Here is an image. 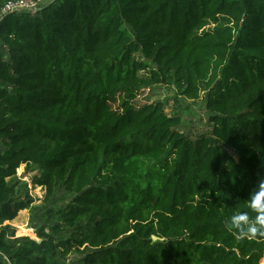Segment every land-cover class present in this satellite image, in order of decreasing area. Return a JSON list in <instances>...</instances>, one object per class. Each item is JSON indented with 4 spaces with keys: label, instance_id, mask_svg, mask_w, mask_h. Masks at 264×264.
<instances>
[{
    "label": "trees",
    "instance_id": "obj_1",
    "mask_svg": "<svg viewBox=\"0 0 264 264\" xmlns=\"http://www.w3.org/2000/svg\"><path fill=\"white\" fill-rule=\"evenodd\" d=\"M160 84L202 99L211 131L136 108ZM22 164L47 188L40 242L7 223L32 201ZM262 177L264 0H40L0 19V264H264V236L224 227Z\"/></svg>",
    "mask_w": 264,
    "mask_h": 264
},
{
    "label": "rangeland",
    "instance_id": "obj_2",
    "mask_svg": "<svg viewBox=\"0 0 264 264\" xmlns=\"http://www.w3.org/2000/svg\"><path fill=\"white\" fill-rule=\"evenodd\" d=\"M41 1L47 2L48 0ZM226 23H229L226 19H222L220 23L210 22L206 26V30ZM3 53L5 57L8 56V51L5 47H3ZM146 103L155 107L162 106L163 111L171 117L180 116L183 121L181 129L191 133L192 136L209 133L211 131L212 124L209 120L211 113L207 110L205 102L202 99L195 102L192 99H187L181 94H178L174 87L160 84L153 88L143 89L134 101L136 108ZM233 154L237 158V154ZM31 168L34 169H29L26 164H22L17 170L15 177H13V181L18 182L19 185L18 194L24 199L28 196L32 198L30 206L22 210L14 220L7 223H10L16 229L17 236L28 235L38 239L36 230L46 223V207L48 206L46 201L47 188L33 183V176L38 174L39 169L35 165H32ZM72 199V193L65 191L62 187H58L55 193L54 205L57 208L63 207L70 203ZM23 228L29 229L31 232H23ZM70 234L71 231H67L62 236L65 237ZM72 255L73 259L69 260L68 263L75 261L77 264H81L78 262L81 253L74 252ZM72 255L69 258H72Z\"/></svg>",
    "mask_w": 264,
    "mask_h": 264
},
{
    "label": "clouds",
    "instance_id": "obj_3",
    "mask_svg": "<svg viewBox=\"0 0 264 264\" xmlns=\"http://www.w3.org/2000/svg\"><path fill=\"white\" fill-rule=\"evenodd\" d=\"M257 175L260 176V173ZM224 227L236 235L237 239L264 236V177L258 180L257 186L250 192L246 209L229 215Z\"/></svg>",
    "mask_w": 264,
    "mask_h": 264
},
{
    "label": "built area",
    "instance_id": "obj_4",
    "mask_svg": "<svg viewBox=\"0 0 264 264\" xmlns=\"http://www.w3.org/2000/svg\"><path fill=\"white\" fill-rule=\"evenodd\" d=\"M40 0H9L0 13V19L8 13L27 10L36 12L39 8Z\"/></svg>",
    "mask_w": 264,
    "mask_h": 264
},
{
    "label": "bare ground",
    "instance_id": "obj_5",
    "mask_svg": "<svg viewBox=\"0 0 264 264\" xmlns=\"http://www.w3.org/2000/svg\"><path fill=\"white\" fill-rule=\"evenodd\" d=\"M23 232L30 233V232H31V230H29V229H26V228H25V229L23 228Z\"/></svg>",
    "mask_w": 264,
    "mask_h": 264
},
{
    "label": "water",
    "instance_id": "obj_6",
    "mask_svg": "<svg viewBox=\"0 0 264 264\" xmlns=\"http://www.w3.org/2000/svg\"><path fill=\"white\" fill-rule=\"evenodd\" d=\"M154 239H156V237L154 236ZM39 240V242L41 241L40 239H38Z\"/></svg>",
    "mask_w": 264,
    "mask_h": 264
}]
</instances>
